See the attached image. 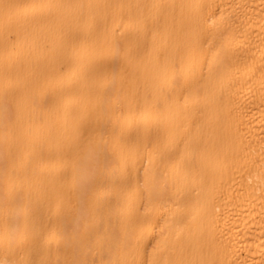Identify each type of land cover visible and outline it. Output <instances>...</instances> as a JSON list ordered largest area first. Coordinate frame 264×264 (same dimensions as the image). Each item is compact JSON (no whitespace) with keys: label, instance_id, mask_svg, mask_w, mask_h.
Masks as SVG:
<instances>
[{"label":"bare ground","instance_id":"1","mask_svg":"<svg viewBox=\"0 0 264 264\" xmlns=\"http://www.w3.org/2000/svg\"><path fill=\"white\" fill-rule=\"evenodd\" d=\"M0 264H264V0H0Z\"/></svg>","mask_w":264,"mask_h":264}]
</instances>
